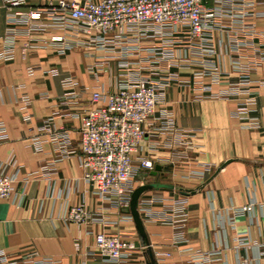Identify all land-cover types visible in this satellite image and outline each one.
Segmentation results:
<instances>
[{"label": "crops", "instance_id": "0c3cea01", "mask_svg": "<svg viewBox=\"0 0 264 264\" xmlns=\"http://www.w3.org/2000/svg\"><path fill=\"white\" fill-rule=\"evenodd\" d=\"M256 1L257 11L264 12V0ZM56 2L27 0V8ZM203 3L213 6V0H203ZM7 22V11L0 0V52L4 48ZM254 23L264 34V16ZM230 36L229 32H216L215 39L221 45L218 61L228 74L225 80L235 82L238 75L232 67ZM24 43L25 39L19 40L13 59L0 62V124L7 129L6 139L0 140V172L17 175L15 192L22 196L20 203L0 199V262L5 256L9 262L18 264H30L41 258H51L54 264H102L94 256V235L123 232L142 247L125 264H145L148 249L133 219H121V214L127 212L92 193L83 181L84 169L79 161L82 118L96 106L91 99L92 91L100 84L110 92L116 91L115 65L113 73L105 72L96 79L88 71L96 57L88 51L76 48L59 54L52 47L24 51ZM32 68L34 71L30 72ZM199 69L195 65L171 69L178 74V81L164 90L155 119L145 126L150 134L155 132L160 127V117L168 113L178 127L197 131V150L184 167L171 162L172 150L166 145L158 151H145V155L154 160L155 167L162 168L156 178L169 184L184 182L186 189L196 188L211 178L223 162L229 163L201 191L184 196L187 211L184 245L174 246L175 228L171 223L142 214L149 247L160 264H194L192 252L184 250L186 248L200 254H213L211 261L200 264H264L259 254V245L264 243V86L257 95L253 114L260 127L248 129L232 115L237 107L236 98L208 97L226 85L212 83L209 76L196 78L194 73ZM67 77L77 83L74 88L77 98L68 103L63 99L66 90L62 84ZM252 78L258 83L264 81V65L258 67ZM197 81L210 86L211 90L195 89ZM25 98L29 104L23 109ZM25 114L30 119L26 120ZM47 121L51 124L44 130ZM56 136L59 138L55 143L52 138ZM62 138H67V148H62ZM156 140L164 143L165 136L158 135ZM36 145L41 146V152L36 151ZM64 151L69 154L60 160ZM11 159L16 162L14 166L9 162ZM55 160L60 161L53 173L45 174L43 168ZM205 168H208L205 179L198 182V179L185 178L191 170ZM151 172L149 177H154ZM144 173L140 170L136 179ZM135 182L134 188L143 184V181ZM156 193L176 198L166 191H150L142 198ZM250 204L253 205L251 212H240ZM67 205H84L92 213H100L116 224L65 223L61 216ZM169 207L156 203L153 211L169 214L171 212L166 210ZM240 241H248V245H241ZM163 253L171 255L164 257Z\"/></svg>", "mask_w": 264, "mask_h": 264}, {"label": "built area", "instance_id": "2783aa9c", "mask_svg": "<svg viewBox=\"0 0 264 264\" xmlns=\"http://www.w3.org/2000/svg\"><path fill=\"white\" fill-rule=\"evenodd\" d=\"M2 2L7 11L8 30L3 38L0 62L13 59L19 40L25 39L24 51L47 47L55 48L59 54L76 48L88 51L96 57L88 67L96 79L105 72L113 73L115 65L116 91H108L103 84L92 91L91 99L96 106L82 118L79 161L84 169L83 181L90 186L92 193L127 212L121 214V219L132 220L130 201L135 190L133 180L139 171L155 169L154 160L146 156L145 151H158L166 145L172 150L171 162L184 167L198 148L197 131L178 127L168 113L160 117V127L155 132L150 134L145 128L150 120L155 119L164 90L178 81V74L171 69L200 67L194 73L196 78L209 76L212 83L226 85L208 97L236 98L237 107L232 115L243 121L248 129L260 127L253 114L264 81L255 82L252 76L258 67L264 65V34L254 23L255 19L264 16V12L257 11L256 0H213L212 7L205 6L203 0H57L55 4L37 8H27V0ZM216 32L231 34L232 67L238 75L235 82H226L228 74L219 65L221 45L216 42ZM97 53L100 55L96 56ZM62 84L66 90L64 101H74L77 98L74 92L76 81L67 77ZM194 85L200 91L211 90L201 81ZM24 104L23 109L29 104L27 98ZM25 118L28 120L30 116L25 114ZM50 124L47 121L43 129H49ZM158 135H164L166 143L156 140ZM6 137L7 129L0 124V140ZM58 138L52 140L56 143ZM60 143L62 148L69 146L67 138H62ZM35 149L42 151L40 145ZM68 154L64 151L60 160ZM60 160L45 166V174L51 175ZM9 162L13 166L16 163L14 159ZM207 170H191L185 178L203 179ZM16 177V174L0 172V199L13 203L22 201V196L15 192ZM156 203L170 206L166 210L171 213H155L153 206ZM138 209L141 218L145 213L152 220L174 226V246L186 243L184 196L167 198L156 193L148 198L141 197ZM252 209L250 204L240 212H251ZM61 219L78 225L91 222L105 226L116 224L100 213H92L84 205H67ZM94 237V256L102 264L128 263L142 249L131 235L123 232L98 233ZM240 244L248 245V241H240ZM184 250L192 252L194 264L209 262L213 256L212 253L193 252L192 248ZM259 251L264 260V243L259 245ZM162 255L169 257L171 254ZM54 263L51 258L30 261V264ZM0 264L18 263L9 262L3 256Z\"/></svg>", "mask_w": 264, "mask_h": 264}, {"label": "water", "instance_id": "95a60500", "mask_svg": "<svg viewBox=\"0 0 264 264\" xmlns=\"http://www.w3.org/2000/svg\"><path fill=\"white\" fill-rule=\"evenodd\" d=\"M229 163V161L223 162L216 170L215 174L206 180L205 182L198 185L196 188L193 189H186L180 186H175L173 184L168 183H161L158 182V180H155L153 182L145 183L139 187H137L132 195H131V201H130V214L132 216V219L135 223L137 232L140 236V238L143 240L144 244L147 247V259L145 261V264H159L154 253L149 247V240L148 236L146 234L145 226L143 223V220L141 218L140 212H139V201L143 194L150 192V191H166V192H178L181 195L189 196L193 195L199 191H201L213 178L216 176L223 168L226 167V165ZM161 166L157 165L155 169L151 172V175L156 177L159 172H161Z\"/></svg>", "mask_w": 264, "mask_h": 264}, {"label": "rangeland", "instance_id": "374dc122", "mask_svg": "<svg viewBox=\"0 0 264 264\" xmlns=\"http://www.w3.org/2000/svg\"><path fill=\"white\" fill-rule=\"evenodd\" d=\"M142 171H144L145 173L143 174V176H139L138 177V180L135 178V180H133V185H134V183H136L135 181H138L139 183L140 182H142L143 181V184H145V183H149V182H153V181H155V180H158V182H161V183H166V181L165 180H159V178H154V177H149V172H146L145 170H142ZM189 179V178H188ZM203 179H205V178H203ZM193 180H196V179H193ZM198 182H199V180H197ZM202 181V180H201ZM142 184V185H143ZM169 184V183H168ZM173 185H175V186H180V187H183V185H184V182L182 183H179V182H177L176 184H173ZM139 187V186H138ZM137 187H135V189H136ZM172 195L173 196H176V197H183L184 195H181V194H179L178 192H172Z\"/></svg>", "mask_w": 264, "mask_h": 264}]
</instances>
